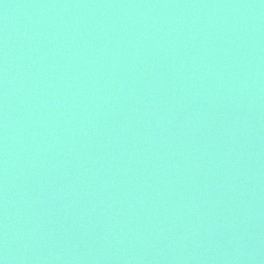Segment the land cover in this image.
<instances>
[{"label": "water", "instance_id": "obj_1", "mask_svg": "<svg viewBox=\"0 0 264 264\" xmlns=\"http://www.w3.org/2000/svg\"><path fill=\"white\" fill-rule=\"evenodd\" d=\"M0 264H264V0H0Z\"/></svg>", "mask_w": 264, "mask_h": 264}]
</instances>
